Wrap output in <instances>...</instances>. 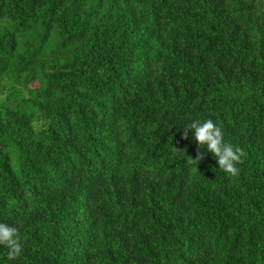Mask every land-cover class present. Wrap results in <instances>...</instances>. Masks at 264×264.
I'll list each match as a JSON object with an SVG mask.
<instances>
[{
    "label": "trees",
    "instance_id": "16d2710c",
    "mask_svg": "<svg viewBox=\"0 0 264 264\" xmlns=\"http://www.w3.org/2000/svg\"><path fill=\"white\" fill-rule=\"evenodd\" d=\"M0 222V264H264V0H0Z\"/></svg>",
    "mask_w": 264,
    "mask_h": 264
},
{
    "label": "clouds",
    "instance_id": "9594fccd",
    "mask_svg": "<svg viewBox=\"0 0 264 264\" xmlns=\"http://www.w3.org/2000/svg\"><path fill=\"white\" fill-rule=\"evenodd\" d=\"M183 128V139H188L189 131H191L195 141L200 146H206L207 151L216 158L220 169L230 176L239 175L240 169L237 165L243 163L242 158L246 156V153L240 147L225 142L224 132L212 119L193 120ZM176 151L181 152L179 149ZM204 158L205 154L198 149L195 159L192 158L188 163L197 165ZM0 245L8 249V260L17 259L23 251L19 229L0 222Z\"/></svg>",
    "mask_w": 264,
    "mask_h": 264
}]
</instances>
